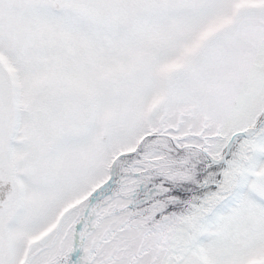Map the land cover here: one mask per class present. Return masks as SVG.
Segmentation results:
<instances>
[{"label":"snow or ice","instance_id":"snow-or-ice-1","mask_svg":"<svg viewBox=\"0 0 264 264\" xmlns=\"http://www.w3.org/2000/svg\"><path fill=\"white\" fill-rule=\"evenodd\" d=\"M0 264H264V0H0Z\"/></svg>","mask_w":264,"mask_h":264}]
</instances>
